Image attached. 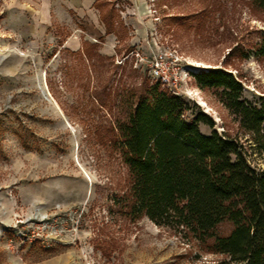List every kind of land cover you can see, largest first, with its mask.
<instances>
[{"label": "rangeland", "instance_id": "obj_1", "mask_svg": "<svg viewBox=\"0 0 264 264\" xmlns=\"http://www.w3.org/2000/svg\"><path fill=\"white\" fill-rule=\"evenodd\" d=\"M90 1L0 0V264H235L126 213L117 142L126 91L156 84L154 56L177 75L186 120L200 110L217 132L235 134L216 91L192 74L222 68L240 78L246 100L264 105V58L252 55L264 13L246 0H94L104 26L95 41L85 27ZM109 34L111 55L101 52ZM251 158L264 168V155Z\"/></svg>", "mask_w": 264, "mask_h": 264}, {"label": "trees", "instance_id": "obj_2", "mask_svg": "<svg viewBox=\"0 0 264 264\" xmlns=\"http://www.w3.org/2000/svg\"><path fill=\"white\" fill-rule=\"evenodd\" d=\"M246 2L264 13V0ZM100 18L112 20V11ZM252 55L264 58V30ZM192 75L197 87L216 91L238 131L217 132L200 110L186 120L188 103L158 83L146 82L137 96L126 91L117 142L128 175L126 213L183 231L235 264H264V168L251 158L264 155V105L246 100L240 78L222 68ZM224 222L230 232L217 235Z\"/></svg>", "mask_w": 264, "mask_h": 264}, {"label": "built area", "instance_id": "obj_3", "mask_svg": "<svg viewBox=\"0 0 264 264\" xmlns=\"http://www.w3.org/2000/svg\"><path fill=\"white\" fill-rule=\"evenodd\" d=\"M138 57L139 53H135ZM142 58V57H141ZM149 75L156 81L162 88L166 89L173 95H180L179 80L177 75L167 67L161 56H154L148 60Z\"/></svg>", "mask_w": 264, "mask_h": 264}, {"label": "crops", "instance_id": "obj_4", "mask_svg": "<svg viewBox=\"0 0 264 264\" xmlns=\"http://www.w3.org/2000/svg\"><path fill=\"white\" fill-rule=\"evenodd\" d=\"M94 0H91L90 3H88V7L86 9V14L84 15L85 16V20H86V30H87V33L89 34L90 36V39L92 40H99L102 36H104V26H100L99 22H97L96 18H95V15H93L92 11H90V6L92 4ZM130 2H137V1H141V0H129ZM140 34H142V32L140 31ZM113 35L112 34H109V35H106L103 40H104V43H103V46H102V49H101V52L102 53H106L108 55H111L114 53V50H113V47L111 48V45H112V42H113ZM116 38V37H115ZM69 45V44H72L74 47H75V44H74V40L70 39V40H67L65 45ZM76 48H74L75 50Z\"/></svg>", "mask_w": 264, "mask_h": 264}, {"label": "bare ground", "instance_id": "obj_5", "mask_svg": "<svg viewBox=\"0 0 264 264\" xmlns=\"http://www.w3.org/2000/svg\"><path fill=\"white\" fill-rule=\"evenodd\" d=\"M198 100H199V99H198ZM198 100H197V101H198ZM199 104L204 105L205 103H204L203 101L200 100Z\"/></svg>", "mask_w": 264, "mask_h": 264}]
</instances>
